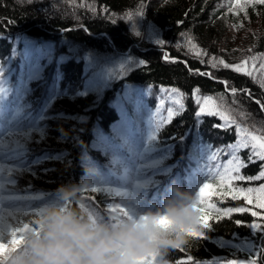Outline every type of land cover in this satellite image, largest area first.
I'll return each instance as SVG.
<instances>
[{
    "label": "trees",
    "instance_id": "16d2710c",
    "mask_svg": "<svg viewBox=\"0 0 264 264\" xmlns=\"http://www.w3.org/2000/svg\"><path fill=\"white\" fill-rule=\"evenodd\" d=\"M51 3L60 6L52 15L46 13ZM70 6L75 8L76 16L69 11ZM141 11L144 12L143 17L137 15ZM129 14L131 20L128 19ZM231 22L243 25L236 34V40H232L234 33ZM189 37L199 50L208 53V56L200 58L205 61L215 56L229 64L239 63V58L249 51L241 53L233 47L243 44L246 37L255 39L250 53L264 54V6L249 8L245 17L242 13H229L220 0H38L33 4L21 5L14 0H0V48L7 51V54H0V67L7 65L6 73L0 72V86L8 88L13 79L6 74H11L13 69L14 73L18 71V55L27 53L25 48L34 45H53V51L48 55L52 61L49 67L51 74H45V70L36 74L40 80L32 86L34 93L31 97L38 96L39 91L44 90L46 81L54 71L63 72L62 77L68 81L82 82L98 77V83H103L100 75H94L100 65L94 59L96 51L104 59L106 74L110 79L111 91L103 90L96 84L94 89L93 86L89 87L83 96L64 97L55 103L45 120L43 131L32 137L29 145L39 158H47L39 166L34 165L29 169L23 178L22 190H28L32 195H48L49 198L35 202L37 208L49 201L55 203L54 198L58 195L56 189L62 185L79 186L86 167L82 154L94 151L92 132L97 125L106 129L110 127L111 119L106 117L104 108L106 102L128 82L150 83L168 89L176 87L184 94L183 102L189 110L174 126V132L179 134L175 133L176 137L183 134L199 111V106L192 99L197 88L200 89V96H212L217 104L223 103V109L227 112L232 108L235 112H229L242 126L252 129L253 125L264 121V111L255 103L256 99L264 103V89L251 78L230 69H212L207 63L201 64L188 51ZM12 49L14 55L10 54ZM165 50L182 62L172 63L164 59ZM15 57L19 62H13ZM199 71L212 73L218 81H227L229 88L238 89L237 95L230 96L223 84L198 75ZM261 79H264V74ZM241 89H249L252 98L240 92ZM233 100L238 103L233 104ZM241 109L248 114L242 115ZM217 124H210L208 131L219 132V128L214 127ZM261 127L264 128V125ZM225 133H230L231 142H235L232 130ZM258 171L259 162L250 164L242 170V174L250 176ZM259 183L261 181L253 182L251 186H258ZM21 194H24L23 191ZM212 200L215 202L217 197H212ZM242 205V201L230 199L218 204L221 208ZM252 219L248 214H233L231 218L225 217L219 221L215 217L210 219L213 230L200 229L209 239L203 241L188 237L184 251H172L171 260L186 259L188 255L199 261H209L212 255L228 254L231 257L234 250L220 248L215 241L230 240L233 234L241 238L248 236L249 228L237 226L235 221L249 222ZM255 249L256 246L252 250L254 257L257 256ZM245 254L237 253L241 258ZM261 264H264V259Z\"/></svg>",
    "mask_w": 264,
    "mask_h": 264
},
{
    "label": "snow or ice",
    "instance_id": "6c2138e0",
    "mask_svg": "<svg viewBox=\"0 0 264 264\" xmlns=\"http://www.w3.org/2000/svg\"><path fill=\"white\" fill-rule=\"evenodd\" d=\"M27 2L33 3L38 2V0H27ZM257 6H264V0H229L228 12L234 15L242 13L247 17L248 9H256ZM137 15L143 17L144 12H138ZM128 19H132L131 14L128 15ZM239 27H243V25L241 24ZM157 43L162 44L160 41ZM187 46L188 51L201 64L207 63L212 69H230L232 72L249 77L253 81H256L254 72L257 67L264 73V62H261L258 66L256 64V61L264 57V54H261V57L253 55L243 59L239 63L229 64L224 59H219L215 56H212L208 61L200 59L203 56H208V53L199 50L190 37L187 39ZM248 51L251 52L252 50L249 49ZM165 59L172 63L182 62L172 60L167 55ZM250 61L251 66H249ZM143 64L144 62L141 61V65ZM197 74L215 79L210 72L199 71ZM218 82L224 85L225 90L230 96L235 97L237 95L238 89L235 87L229 88L227 81ZM259 87L264 89V79L259 81ZM164 91L171 92L173 94L170 97L171 102L177 105L179 109H184V94L178 88L172 87ZM239 91L246 94L250 99L252 98V93L249 89H241ZM3 92L4 89L0 86V95ZM199 93L200 89L197 88L192 95V99L199 106L196 116L203 115L218 118L221 123L214 125V127L221 130H232L236 140L234 143L226 146L230 150L225 153L230 157L226 163L223 165L213 163L218 159L219 151L222 150H218L217 153L206 152L201 157L205 161L204 168L200 169L198 167L196 172H189L187 179L190 184L199 182V187L195 192L196 199L192 206L201 215L199 230L189 231L187 236L196 240L206 241L209 239V236L200 231V229L211 232L213 225L209 222L210 219L215 217L219 221L225 217L231 218L233 214H248L253 218L249 222L235 221L237 226L249 228V235L241 238L238 234H233L230 240L218 239L215 241L220 248L234 250L231 258H213L211 261L194 262L191 255H188L186 259L171 260L172 251H184V247H177L167 251L151 253L141 258L136 264H170V261L171 264H259L258 259L254 258L252 250L256 246V243H259L261 248H264V223L256 222L264 221V128L261 127V125H264V121L253 125L252 129L242 126L229 116L227 110L223 109L222 105L217 104L212 96H200ZM221 99L223 100V96ZM232 103L238 102L233 100ZM255 103L261 111H264V103L261 100L256 99ZM178 114L179 112L169 108L166 123H171L173 118ZM151 139H155V136ZM9 143L8 139L0 140V149L7 151ZM244 150L247 151V156L241 157L240 153ZM258 162L259 171L257 174L250 176L242 174L243 169H246L250 164ZM6 166L5 163H0V264H16V257L25 249L27 237L30 234L39 235L36 220L43 216L44 208L49 205L50 201L44 203L42 207L37 208L35 202L43 201V195H32L28 190H23L24 194L22 195L19 191L15 190V181L9 179L12 176L13 170ZM154 168V162L147 161L139 163L134 169H125L122 179L127 181V184H130L134 189L133 192L123 193V195L128 197L127 201L123 205L119 203L112 204L110 207H106L103 212L87 210L83 212L82 218L86 216L93 228L98 223L116 228L126 221L133 223L146 221L148 217L145 213L156 210L158 207V202L150 200L148 195L150 189H158L160 184L155 179L158 173L153 171ZM212 181H215V183ZM256 181H261V183L258 186H251ZM181 183V177L179 179L169 177L167 186L164 188L165 195H169V185H180ZM97 191L96 187L91 188L92 193H97ZM212 197H217V200L213 202ZM226 199L242 201L243 205L226 208L219 207L218 204L223 203ZM70 203H74V201L65 202L62 206L58 204H53L52 206H61L63 210ZM34 208L35 210H33ZM79 208L85 209V205L81 203ZM23 217H35L36 219L24 220ZM157 223L159 226L167 228L171 221L167 215H161ZM241 252L246 253L242 258L237 255V253Z\"/></svg>",
    "mask_w": 264,
    "mask_h": 264
},
{
    "label": "clouds",
    "instance_id": "9594fccd",
    "mask_svg": "<svg viewBox=\"0 0 264 264\" xmlns=\"http://www.w3.org/2000/svg\"><path fill=\"white\" fill-rule=\"evenodd\" d=\"M56 192V202L50 201L36 220L39 235L27 237L16 264H136L151 253L184 247L187 233L199 230L200 213L192 206L196 197L179 184L169 185V195L145 213L146 221H126L116 228L103 223L93 228L78 209H61L77 199L79 186L62 185ZM161 215L171 221L167 228L157 223Z\"/></svg>",
    "mask_w": 264,
    "mask_h": 264
},
{
    "label": "rangeland",
    "instance_id": "374dc122",
    "mask_svg": "<svg viewBox=\"0 0 264 264\" xmlns=\"http://www.w3.org/2000/svg\"><path fill=\"white\" fill-rule=\"evenodd\" d=\"M17 4H19V5H21V4H33V3H28L27 2V0H14ZM40 2V1H39ZM42 4V3H41ZM59 5L58 4H56L55 5V3H51L49 6H48V9H46L47 11H46V13H48V14H55V12L57 11V10H59ZM71 8H72V10H71ZM73 9H75V8H73V7H71L70 6V12L71 13H73L74 14V16H76L75 15V10H73ZM243 110L241 109V113H242V115H246V114H248L247 112H242Z\"/></svg>",
    "mask_w": 264,
    "mask_h": 264
}]
</instances>
